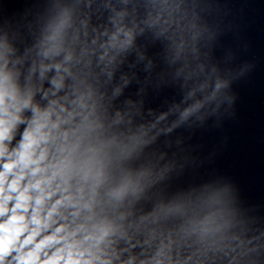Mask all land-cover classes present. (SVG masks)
<instances>
[{
  "label": "clouds",
  "instance_id": "9594fccd",
  "mask_svg": "<svg viewBox=\"0 0 264 264\" xmlns=\"http://www.w3.org/2000/svg\"><path fill=\"white\" fill-rule=\"evenodd\" d=\"M66 23L67 19H62L48 36L50 46L44 56L58 54ZM116 38L114 34L112 39ZM7 65V60L0 64V264H112V257L102 245L111 244L109 237L116 229L105 223H80L73 227L62 211L76 208L78 201L69 192L65 175L71 162L67 157L58 160L52 153L53 132L60 122L57 101L51 100L45 108L34 103L36 92L42 88L22 91ZM53 67L57 70L51 79L54 88L43 91L45 99L63 87L59 63L41 65L40 77ZM64 110L61 106L60 111ZM90 152L80 168L84 178L92 181L93 198L102 187H106L109 199L117 203L144 191L145 173L124 164L131 155L127 144L113 137ZM208 199L213 197L209 195ZM184 208L185 204L177 201L168 205L166 211L181 212ZM218 211L209 207L204 220H213ZM71 215L78 216L79 210ZM133 261L130 258L124 264ZM156 264L162 261L157 260Z\"/></svg>",
  "mask_w": 264,
  "mask_h": 264
}]
</instances>
